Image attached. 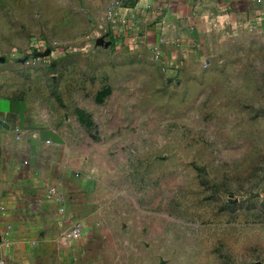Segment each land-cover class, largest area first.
Listing matches in <instances>:
<instances>
[{"label": "rangeland", "instance_id": "obj_1", "mask_svg": "<svg viewBox=\"0 0 264 264\" xmlns=\"http://www.w3.org/2000/svg\"><path fill=\"white\" fill-rule=\"evenodd\" d=\"M158 2L0 0V95L85 137L106 256L118 238L134 264H264V31L179 53Z\"/></svg>", "mask_w": 264, "mask_h": 264}, {"label": "crops", "instance_id": "obj_2", "mask_svg": "<svg viewBox=\"0 0 264 264\" xmlns=\"http://www.w3.org/2000/svg\"><path fill=\"white\" fill-rule=\"evenodd\" d=\"M149 16L174 29L166 33L177 52L200 51L222 33L264 31V0H161ZM69 19L64 13L53 27L68 30ZM45 99L0 95V264H119L123 254L128 262V247L119 253L128 241L114 239L108 256L102 248L111 191L88 165L85 137L71 138L68 117ZM76 224L80 236L69 239Z\"/></svg>", "mask_w": 264, "mask_h": 264}, {"label": "built area", "instance_id": "obj_3", "mask_svg": "<svg viewBox=\"0 0 264 264\" xmlns=\"http://www.w3.org/2000/svg\"><path fill=\"white\" fill-rule=\"evenodd\" d=\"M80 236V227L78 224H76L73 229L70 231V233L68 234V238L69 239H73L76 240L78 239Z\"/></svg>", "mask_w": 264, "mask_h": 264}]
</instances>
